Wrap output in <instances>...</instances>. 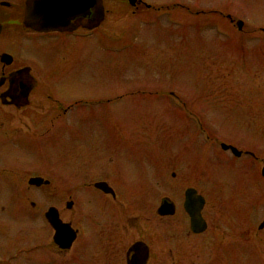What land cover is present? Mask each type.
<instances>
[{
	"label": "rangeland",
	"instance_id": "1",
	"mask_svg": "<svg viewBox=\"0 0 264 264\" xmlns=\"http://www.w3.org/2000/svg\"><path fill=\"white\" fill-rule=\"evenodd\" d=\"M145 1L154 5L164 0ZM104 2L109 10L104 22L76 47L58 56L54 51L41 56L20 50L39 69L59 71V97L86 102L76 110L77 138L61 139L54 133L4 155L15 171L31 167L51 175L58 184L56 201L72 193L84 217L103 215L112 206L85 185L106 176L132 204L168 196L181 207L184 188L192 186L206 200L204 214L222 226L219 246L250 250H188V260L180 251L175 264H264L259 169L244 175L216 143L203 144L190 131L192 124L205 120L209 134L264 157V0H190L208 12L229 13L233 25L210 18L189 26H173L151 11L140 15L127 0ZM238 21L241 31L234 26ZM214 27L219 31L210 32ZM157 174L164 176L163 182L157 180L164 185L156 191ZM14 192L0 189V222L17 238L14 216L23 204ZM234 220L236 229L230 222ZM250 222L255 236L241 232ZM236 233L238 240L231 238ZM13 255V261L23 260L22 252Z\"/></svg>",
	"mask_w": 264,
	"mask_h": 264
},
{
	"label": "flooded vegetation",
	"instance_id": "2",
	"mask_svg": "<svg viewBox=\"0 0 264 264\" xmlns=\"http://www.w3.org/2000/svg\"><path fill=\"white\" fill-rule=\"evenodd\" d=\"M131 7L140 10V15L151 11L156 18L165 16L173 26L199 25L210 18L227 20L233 25L229 13L224 15L220 10L212 9L208 12L200 6H192L190 0L155 1L154 5L138 0ZM108 11L104 0H0V189L13 190L14 195L20 193L23 204L20 214L14 216L18 222L12 230L19 234L17 238L10 236L0 222V264H175L180 259L175 260V253L180 251L188 260L191 254L188 250H250L237 245L231 248L219 246L222 226L204 214L206 200L200 211L205 228L200 232L192 230L190 216L184 209V191L194 188L192 186L184 188L181 207L168 196L157 197L150 203L132 204L106 176L85 185L106 197L112 206L103 215L84 217L79 214L77 199L72 193H63L56 201L58 184L51 175L31 171V167L15 171L4 155L8 149L29 148V141L41 143L47 137L53 138L54 133L61 139L77 138L74 133L79 117L76 110L86 102L81 98L66 101L59 97L55 93L59 79H62L59 71L39 69L20 50L31 49L41 56L54 51L58 56L76 47L79 41L93 37ZM198 16L205 18H194ZM50 22L57 23L50 25ZM234 26L238 31L242 30V27L238 29L237 22ZM209 31L219 30L214 27ZM8 45L14 51L6 47ZM192 127L190 131L195 138L203 144L207 141L216 143L221 154L229 157L233 167L240 168L244 175L259 169L264 184V157L259 158L251 148L239 147L209 134L205 120H198ZM171 176L176 177L175 173ZM163 178L157 174L154 179L156 191L158 186L164 185H159L157 180L163 182ZM32 179L41 181L35 183ZM97 183H104L112 192L95 187ZM31 190L39 193L30 194ZM262 192L264 202V190ZM65 194L66 199H63ZM234 197L237 200V194ZM164 202L173 204L172 214L158 213ZM3 210L1 205L0 214ZM48 216L59 220L57 229ZM230 222L236 229V220ZM253 228L254 223L250 222L246 231L241 232H251L255 236ZM231 238L238 240L237 233ZM17 252L23 253L20 262L13 261V253Z\"/></svg>",
	"mask_w": 264,
	"mask_h": 264
},
{
	"label": "water",
	"instance_id": "3",
	"mask_svg": "<svg viewBox=\"0 0 264 264\" xmlns=\"http://www.w3.org/2000/svg\"><path fill=\"white\" fill-rule=\"evenodd\" d=\"M128 1L131 5H135L138 0H128ZM58 15H59V13L54 15V16H58ZM54 23H57V22H54ZM53 24H51V22H50V25H53ZM241 26H242V22H238L239 29L241 28ZM52 27H54V26H52ZM232 149L235 150L234 148H232ZM40 181H41L40 179H32L31 182L40 183ZM95 187L101 189L104 192H112V190L110 188H108L104 183H97V184H95ZM184 196H185L184 209L186 210V212L190 216L191 228L193 231L200 232L205 228L204 222L200 216L201 215L200 211L204 205V199L200 195H198L193 188L186 189ZM158 213L161 215L172 214L173 213V204L168 203V202H164L160 206ZM48 218L51 221L50 223L56 228V223H58L59 220L57 218L56 219L51 218L50 216H48ZM262 226H263V224L260 225V228Z\"/></svg>",
	"mask_w": 264,
	"mask_h": 264
}]
</instances>
